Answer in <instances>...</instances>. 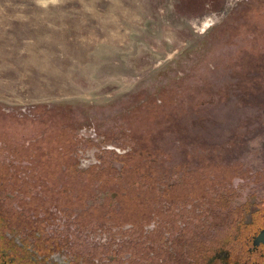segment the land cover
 Returning a JSON list of instances; mask_svg holds the SVG:
<instances>
[{
	"label": "rangeland",
	"instance_id": "rangeland-1",
	"mask_svg": "<svg viewBox=\"0 0 264 264\" xmlns=\"http://www.w3.org/2000/svg\"><path fill=\"white\" fill-rule=\"evenodd\" d=\"M1 170L84 263L235 246L264 219V0H0Z\"/></svg>",
	"mask_w": 264,
	"mask_h": 264
},
{
	"label": "flooded vegetation",
	"instance_id": "flooded-vegetation-1",
	"mask_svg": "<svg viewBox=\"0 0 264 264\" xmlns=\"http://www.w3.org/2000/svg\"><path fill=\"white\" fill-rule=\"evenodd\" d=\"M1 176L0 264H88L83 262L80 254L68 250L64 243H56L60 239L46 236L42 226L34 223L35 217H29L28 210L32 208L33 199L24 198L25 203L22 202L23 198L18 197L13 186L8 189L3 185V170L0 171V178ZM4 190L6 196L2 197L1 191ZM9 190L10 193H7ZM17 204H23L20 209L26 212H17ZM241 232L242 230V237H236L235 246L228 250L221 247L207 251L206 261L199 264H264V219L259 222L253 217ZM190 252L191 250L186 254L187 260L183 261L178 260L176 252H172L170 259L165 260L158 257V252L152 254L140 251L138 260L135 261L133 259L136 255L129 251L125 253L124 264H193Z\"/></svg>",
	"mask_w": 264,
	"mask_h": 264
},
{
	"label": "trees",
	"instance_id": "trees-1",
	"mask_svg": "<svg viewBox=\"0 0 264 264\" xmlns=\"http://www.w3.org/2000/svg\"><path fill=\"white\" fill-rule=\"evenodd\" d=\"M105 153H107V151H105ZM125 156H127V155H123V156H119V157H120V159H123ZM125 159H126V158H125ZM125 159H123L122 161H120V162L123 164V166H126V165H127V162L125 161ZM92 166H94V165H92ZM107 169L109 170L110 168L107 167ZM112 170H113V169H112ZM112 170H111V169L109 170L110 174L113 173ZM119 174H120V173H119ZM111 178H112V181H113V180L116 179L117 177H116V175H112V174H111Z\"/></svg>",
	"mask_w": 264,
	"mask_h": 264
},
{
	"label": "water",
	"instance_id": "water-1",
	"mask_svg": "<svg viewBox=\"0 0 264 264\" xmlns=\"http://www.w3.org/2000/svg\"><path fill=\"white\" fill-rule=\"evenodd\" d=\"M263 235H264V234H263ZM263 235H262V236H263Z\"/></svg>",
	"mask_w": 264,
	"mask_h": 264
}]
</instances>
